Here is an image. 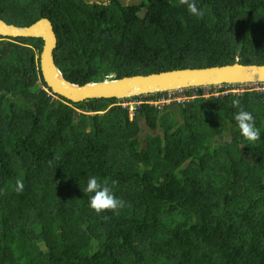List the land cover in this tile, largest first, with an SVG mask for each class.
I'll use <instances>...</instances> for the list:
<instances>
[{
  "label": "trees",
  "instance_id": "16d2710c",
  "mask_svg": "<svg viewBox=\"0 0 264 264\" xmlns=\"http://www.w3.org/2000/svg\"><path fill=\"white\" fill-rule=\"evenodd\" d=\"M194 2L199 18L182 0H0V19L50 20L55 64L78 85L264 65V0ZM43 45L0 37V264H264V92L144 105L131 120L120 100L54 94ZM234 98L257 141L240 135ZM93 175L122 208L88 206Z\"/></svg>",
  "mask_w": 264,
  "mask_h": 264
},
{
  "label": "water",
  "instance_id": "95a60500",
  "mask_svg": "<svg viewBox=\"0 0 264 264\" xmlns=\"http://www.w3.org/2000/svg\"><path fill=\"white\" fill-rule=\"evenodd\" d=\"M0 37L43 40L44 45L40 55L42 77L54 94L73 103L98 99L122 100L195 87L264 83V65H243L237 62L226 66L174 70L121 79L113 74L109 80L81 86L69 82L55 64L54 51L58 46V39L50 20L43 18L31 26L19 27L0 19Z\"/></svg>",
  "mask_w": 264,
  "mask_h": 264
},
{
  "label": "clouds",
  "instance_id": "9594fccd",
  "mask_svg": "<svg viewBox=\"0 0 264 264\" xmlns=\"http://www.w3.org/2000/svg\"><path fill=\"white\" fill-rule=\"evenodd\" d=\"M182 2L187 5V10L190 15H193L197 18L202 15V10L197 8L194 0H182ZM232 107L236 109L233 119L239 129L240 135L249 142H255L260 139L261 131L256 126V121L252 113L243 109L238 98H234L232 100ZM16 187L18 191L22 190V182L17 181ZM82 191L84 194L88 195V206L97 213L103 212L105 210H111L115 212L124 206V201L118 199L111 191L110 187L104 184L95 175L89 176L87 178Z\"/></svg>",
  "mask_w": 264,
  "mask_h": 264
},
{
  "label": "built area",
  "instance_id": "2783aa9c",
  "mask_svg": "<svg viewBox=\"0 0 264 264\" xmlns=\"http://www.w3.org/2000/svg\"><path fill=\"white\" fill-rule=\"evenodd\" d=\"M254 86H263L261 88L254 89ZM249 87V88H244ZM189 89H179L172 90L166 92H160V95H156L154 99H150L146 96L142 95L135 97L134 99H123L120 100L118 105L122 107L123 110L127 111L130 119L132 120L138 115L140 108L144 105H150L156 107L158 110H163L166 107L175 105H186L191 101L195 100L199 96L204 97L206 99L210 97H219L222 95H228L229 93H243L245 91H256V92H264V83L260 84H240L238 87H234L233 85H220V86H212V87H195ZM202 91L200 95V90ZM159 94V93H156ZM145 96V97H144Z\"/></svg>",
  "mask_w": 264,
  "mask_h": 264
},
{
  "label": "rangeland",
  "instance_id": "374dc122",
  "mask_svg": "<svg viewBox=\"0 0 264 264\" xmlns=\"http://www.w3.org/2000/svg\"><path fill=\"white\" fill-rule=\"evenodd\" d=\"M84 1H86L87 3H93L94 2V3H97V4H108L109 3V0H84ZM132 1H134V0H123V3H127L128 4V3L132 2ZM261 87H263V86H254L253 88L254 89H257V88H261ZM244 88H249V87H244ZM141 126H142V129L144 130V134L147 133V132H149L148 129H147V127H146V125H145V123L143 121L141 122ZM222 140L224 142L225 141L226 142H229L230 135L229 134H226L225 137L222 138Z\"/></svg>",
  "mask_w": 264,
  "mask_h": 264
}]
</instances>
